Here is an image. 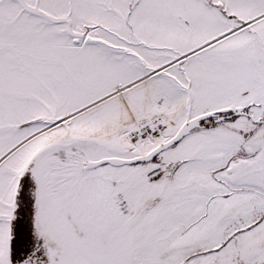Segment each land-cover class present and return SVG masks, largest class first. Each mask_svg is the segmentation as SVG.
Listing matches in <instances>:
<instances>
[{
  "label": "snow or ice",
  "instance_id": "1",
  "mask_svg": "<svg viewBox=\"0 0 264 264\" xmlns=\"http://www.w3.org/2000/svg\"><path fill=\"white\" fill-rule=\"evenodd\" d=\"M0 264H264V0H0Z\"/></svg>",
  "mask_w": 264,
  "mask_h": 264
}]
</instances>
